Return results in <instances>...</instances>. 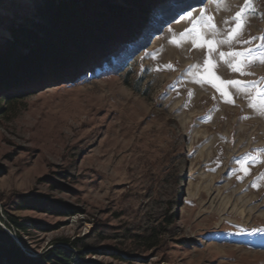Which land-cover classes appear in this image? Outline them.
Listing matches in <instances>:
<instances>
[{"label":"rangeland","instance_id":"obj_1","mask_svg":"<svg viewBox=\"0 0 264 264\" xmlns=\"http://www.w3.org/2000/svg\"><path fill=\"white\" fill-rule=\"evenodd\" d=\"M42 1H0V50ZM189 2L171 0L147 37L144 25L81 76L21 98L0 88V227L20 248L7 217L30 227L28 256L69 240L100 264H264V115L250 107L255 92L228 83L264 80V0ZM237 12L236 39L196 46L194 24L212 35L202 13L221 41ZM35 197L73 214L19 208Z\"/></svg>","mask_w":264,"mask_h":264},{"label":"trees","instance_id":"obj_2","mask_svg":"<svg viewBox=\"0 0 264 264\" xmlns=\"http://www.w3.org/2000/svg\"><path fill=\"white\" fill-rule=\"evenodd\" d=\"M192 3L190 0L188 5ZM164 5L171 7V0H43L31 19L8 29L10 39L0 50V88L20 87L21 98L28 95L27 89L81 76L84 68L98 67L104 55H108L105 60L113 58L110 54L114 47L131 39L144 25L141 36L147 37L159 20L169 15L156 19ZM143 40L121 47L136 50ZM20 204L21 210L33 206L44 213L54 210L64 216L73 214L63 204L51 206L43 197L22 200ZM5 225L14 232L21 248L0 227V264H100L85 261L79 241L60 240L41 255L28 256L26 252L32 249L22 235L30 227L9 215Z\"/></svg>","mask_w":264,"mask_h":264},{"label":"snow or ice","instance_id":"obj_3","mask_svg":"<svg viewBox=\"0 0 264 264\" xmlns=\"http://www.w3.org/2000/svg\"><path fill=\"white\" fill-rule=\"evenodd\" d=\"M247 2H248V0H246V3ZM236 17L238 18V20H240V22H236L235 27L233 29H231L230 32L227 34L228 39L217 41V40L212 38L216 35V33L214 31L215 27H216L215 24L211 23L210 17L208 18V24H204L205 16L202 13L200 16L199 23H200L201 27L210 26V28L212 29V35L209 37H205V35L197 29L196 24H194L191 32H193L195 34L197 40L199 41L198 43H196V46L197 47H206L209 52H212V51H215V46L217 44H219V43H225L226 44V43H229L231 40L236 39V37L239 35L240 31L243 29L242 13L237 12ZM261 39L264 40V37H261ZM173 42L176 43V41H173ZM262 47H264V46H262ZM225 55H227L229 57H233V58L243 56V54L235 53V52H229L227 54H225L223 52L220 53L221 58H223ZM249 55H250V53H249ZM260 61L264 62V53L260 54ZM248 63H249V61L247 60V58H245L244 63H242V64L230 62L233 70L237 71V72H241V73H242V67L247 66ZM205 64L207 66L206 71L209 73V76L211 77V79H209V82L212 83L214 87H217L218 90H220V85L216 83V81L219 80V77L212 75V71H213V67H214L213 64L211 63V61H208V60L205 61ZM228 83L231 84L233 87H235L238 91L248 93V90L251 89L253 92H255L254 96H252L251 93H248L250 95V107H252L254 110H257L261 115H264V88H258L259 84H264V80H261L257 83H253L251 85L241 84V82H239V81H228ZM222 94L223 95H229L226 92H222Z\"/></svg>","mask_w":264,"mask_h":264},{"label":"bare ground","instance_id":"obj_4","mask_svg":"<svg viewBox=\"0 0 264 264\" xmlns=\"http://www.w3.org/2000/svg\"><path fill=\"white\" fill-rule=\"evenodd\" d=\"M155 44H156V42H155Z\"/></svg>","mask_w":264,"mask_h":264},{"label":"built area","instance_id":"obj_5","mask_svg":"<svg viewBox=\"0 0 264 264\" xmlns=\"http://www.w3.org/2000/svg\"><path fill=\"white\" fill-rule=\"evenodd\" d=\"M1 1V0H0Z\"/></svg>","mask_w":264,"mask_h":264}]
</instances>
